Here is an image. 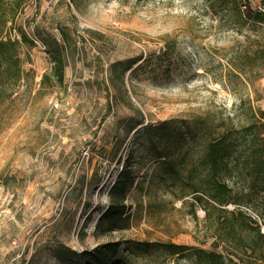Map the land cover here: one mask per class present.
I'll use <instances>...</instances> for the list:
<instances>
[{"label":"rangeland","instance_id":"374dc122","mask_svg":"<svg viewBox=\"0 0 264 264\" xmlns=\"http://www.w3.org/2000/svg\"><path fill=\"white\" fill-rule=\"evenodd\" d=\"M16 1L0 35L28 41L0 95V264H194L170 244L254 264V232L206 217L193 166L219 116L264 111V0ZM256 181L230 180L226 209L264 233ZM118 182L121 220L105 217Z\"/></svg>","mask_w":264,"mask_h":264},{"label":"trees","instance_id":"16d2710c","mask_svg":"<svg viewBox=\"0 0 264 264\" xmlns=\"http://www.w3.org/2000/svg\"><path fill=\"white\" fill-rule=\"evenodd\" d=\"M4 1L0 0V29L7 25ZM26 1L17 0L11 11L17 13ZM20 37L21 41L4 39L0 35V95L6 91L7 86H14L22 79L21 44L27 42L28 38L25 33H20ZM60 55L52 57L54 76L59 84L63 83L65 74V64ZM215 127L219 131L218 136L207 143L205 152L193 166V172L200 170L203 176L200 185L194 189L195 200L202 206L208 219L211 218L210 208L218 212L217 223L220 227L234 229L235 221L240 222L242 228L253 231L258 249L252 246L251 255L255 258L254 264H264V233H261L258 221L239 208L233 211L226 209L229 205H241L229 185L230 180H258L264 183V111L250 106L245 123H235L234 117L221 115ZM177 174L179 176L178 172ZM126 186H123V182H118L112 188L111 206L105 217L122 219L124 207L115 196ZM192 206V216L198 219L195 207ZM252 224L257 226L253 228ZM167 247L173 253L188 252L194 264H239L223 253L173 244ZM61 248L71 252L63 245ZM58 252L65 257L75 254ZM233 255L237 257V254ZM109 264H116V261H110Z\"/></svg>","mask_w":264,"mask_h":264},{"label":"built area","instance_id":"2783aa9c","mask_svg":"<svg viewBox=\"0 0 264 264\" xmlns=\"http://www.w3.org/2000/svg\"><path fill=\"white\" fill-rule=\"evenodd\" d=\"M246 3H248V4H252V3H253V0H248ZM257 10H258L259 12L264 13V7H262V6H260V5H257Z\"/></svg>","mask_w":264,"mask_h":264}]
</instances>
